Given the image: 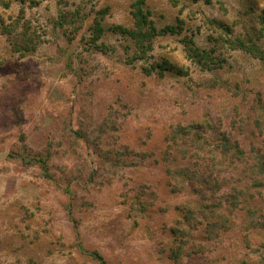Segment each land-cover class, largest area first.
I'll return each instance as SVG.
<instances>
[{"label": "rangeland", "instance_id": "obj_1", "mask_svg": "<svg viewBox=\"0 0 264 264\" xmlns=\"http://www.w3.org/2000/svg\"><path fill=\"white\" fill-rule=\"evenodd\" d=\"M136 1L0 0V264H264V59L200 22L254 17Z\"/></svg>", "mask_w": 264, "mask_h": 264}, {"label": "trees", "instance_id": "obj_2", "mask_svg": "<svg viewBox=\"0 0 264 264\" xmlns=\"http://www.w3.org/2000/svg\"><path fill=\"white\" fill-rule=\"evenodd\" d=\"M181 1L182 0H168L169 4L173 8H177V9L179 8L178 9L179 13L181 10L184 9L183 7H179ZM185 1H189L191 4L202 3L204 5H210L211 7H214V4H217L221 9V11L225 13L228 12V9L232 11V8H234V11L237 10L236 12L237 14L245 13L251 17H254V20L251 19L248 23L249 30L244 29L243 30L244 34L239 36L233 35L234 34L233 25H235V22L234 23L232 22L229 25L224 22L217 21L216 19H209L208 17L205 16L201 17L200 22H201V26L204 27L205 30L217 32L218 38H221V40H219L221 43L231 46V48L234 50L255 54L256 56H259L260 60L264 59V55H263L264 53H262L263 51L261 50V47L258 43L259 38L261 37V35L264 34V0H237L238 4L236 8L228 0H226V2L222 0H217V1L185 0ZM131 8H132L131 17L133 18V27L127 29L122 26H117L113 29V31L115 30L120 31L121 34H126L129 37L136 39L137 41L139 40L140 44L142 40H149L151 44L152 38H155L157 36H164L166 34L174 35L176 34V32H179V30H181V25H182L181 20H178L175 26L167 25L161 29H157V27L154 25V22L150 20L151 13L148 10L144 9L143 0H137L135 3L131 5ZM178 22H180L181 24H178ZM92 29L94 32L93 38L95 41V39L99 38L100 34L103 33V29L101 27L100 22L97 20L94 21V25ZM222 36H225L226 39L222 38ZM183 45L186 51L192 52L197 56H199L204 52V51H200L198 48L193 46L194 44L192 41H188V40L184 41ZM166 66H168V68H166ZM156 68H159L160 76L165 71L172 69L171 65L167 63V61H162L161 63L157 64ZM237 153L239 154V151ZM178 176H180V178L183 181L184 180L190 181L189 179L190 177L183 172ZM212 213L214 214L215 217L214 221L209 222L206 225V229L209 232L210 236H215L217 234L215 233V230L217 228H218L217 230L218 233L220 229L224 231L227 228L226 223L228 222V215L223 210H216L213 211Z\"/></svg>", "mask_w": 264, "mask_h": 264}]
</instances>
